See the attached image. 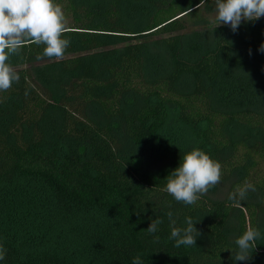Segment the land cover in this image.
I'll use <instances>...</instances> for the list:
<instances>
[{
    "label": "trees",
    "instance_id": "16d2710c",
    "mask_svg": "<svg viewBox=\"0 0 264 264\" xmlns=\"http://www.w3.org/2000/svg\"><path fill=\"white\" fill-rule=\"evenodd\" d=\"M56 2L64 57L26 44L0 92V264H264V17L189 32L214 0ZM195 148L222 165L226 195L184 205L166 177ZM169 211L197 222L194 247H175ZM249 225L261 238L234 261Z\"/></svg>",
    "mask_w": 264,
    "mask_h": 264
},
{
    "label": "clouds",
    "instance_id": "9594fccd",
    "mask_svg": "<svg viewBox=\"0 0 264 264\" xmlns=\"http://www.w3.org/2000/svg\"><path fill=\"white\" fill-rule=\"evenodd\" d=\"M216 27L229 25L235 33L242 22L256 21L264 17V0H214ZM67 18L62 6L56 0H0V92L9 90L20 77L9 63L12 56H18L26 44L43 45V53L37 59H56L64 57L71 41L64 38L69 31ZM258 51L264 53V43ZM251 55V50H249ZM222 165L212 159L205 151L195 148L182 157L179 166L166 177V191L177 202L194 205L210 188L215 187L222 178ZM255 191L250 183L229 193L231 201H242L247 192ZM170 222V239L175 247H194L200 232L191 217L185 218L186 226H176L173 213H167ZM163 223L159 218L152 220L147 232L156 233ZM261 238L258 229L251 225L235 240L234 261H248L256 249V241ZM6 249L0 245V260L5 258ZM132 264H142L140 256L133 258Z\"/></svg>",
    "mask_w": 264,
    "mask_h": 264
},
{
    "label": "rangeland",
    "instance_id": "374dc122",
    "mask_svg": "<svg viewBox=\"0 0 264 264\" xmlns=\"http://www.w3.org/2000/svg\"><path fill=\"white\" fill-rule=\"evenodd\" d=\"M214 16H215V5H212V4L207 5L201 12V18H202V21H204L203 26L200 27L198 25H195L196 23H190L188 31L191 32V31H194L196 29L199 30V29H202L204 27H207V25L216 27V22L214 20ZM67 25H68V23H67ZM125 148L127 150L130 148L127 143H126ZM170 159H172V157L162 158V159L161 158L152 159V161L150 162V165L152 167L151 169L160 168V167L166 165ZM225 189H226L225 185L217 184L215 187L210 188L209 191L207 192V194H205V195H207L208 197L213 198V199H221L226 195ZM263 223H264V221H262V224Z\"/></svg>",
    "mask_w": 264,
    "mask_h": 264
}]
</instances>
